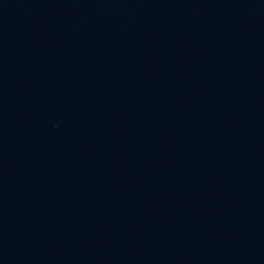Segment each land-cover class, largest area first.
I'll use <instances>...</instances> for the list:
<instances>
[{
  "label": "water",
  "instance_id": "95a60500",
  "mask_svg": "<svg viewBox=\"0 0 264 264\" xmlns=\"http://www.w3.org/2000/svg\"><path fill=\"white\" fill-rule=\"evenodd\" d=\"M0 264H264V0H0Z\"/></svg>",
  "mask_w": 264,
  "mask_h": 264
}]
</instances>
